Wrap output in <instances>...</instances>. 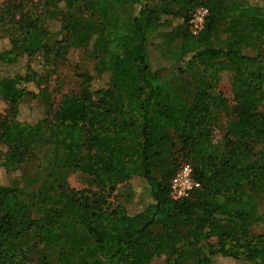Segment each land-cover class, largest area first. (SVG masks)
Wrapping results in <instances>:
<instances>
[{
	"label": "trees",
	"instance_id": "16d2710c",
	"mask_svg": "<svg viewBox=\"0 0 264 264\" xmlns=\"http://www.w3.org/2000/svg\"><path fill=\"white\" fill-rule=\"evenodd\" d=\"M11 1L16 4L0 6V43L7 45L0 50V69L22 60L25 67L22 74L0 78V103L6 112L0 121V169L7 175L18 170L35 135L44 130L39 121L21 122L17 103L39 97L53 79L54 93L62 99L47 130L67 152L68 165L79 162L78 152L83 156L98 192L58 188L52 199H32L27 205L12 183H0V264H25L34 244H62L63 223L82 228L102 252L104 260L82 264H114L121 257L129 264H152L155 259L163 264H211L218 256L264 264V210L248 193L264 197V162L246 164L235 148L219 158H205L220 141H215L212 125L218 111L236 123L241 145L264 142V0H250L255 5L231 0L226 6L222 0H132L128 24L119 19L124 1H91L87 8L101 28V56H91L98 63L95 74L80 71L73 79L62 76L60 69L72 46L52 39L44 20L23 10L25 3L33 2L65 12L76 0ZM100 3L103 6L94 11ZM198 8L206 9L207 16L202 29L194 32L190 21ZM223 23L230 33L224 47L216 49L210 42ZM242 23L248 24L251 41L244 39ZM3 27H10L5 36ZM154 36L180 41L178 73L201 68L208 81L196 89L189 104L168 84L148 79L145 50ZM250 43L256 56H239L235 49ZM221 75L228 76L229 109L217 98ZM95 77L105 86L98 88ZM114 78L120 80L125 96L119 108L110 110ZM72 80L73 86L63 92ZM160 165L168 173L158 180L153 173ZM183 165L192 166V178L200 188L176 201L170 184ZM134 178L143 180L149 204L129 216L122 203L111 208L105 198ZM29 210L41 216L28 217ZM157 223L161 233L154 234L151 228Z\"/></svg>",
	"mask_w": 264,
	"mask_h": 264
},
{
	"label": "rangeland",
	"instance_id": "374dc122",
	"mask_svg": "<svg viewBox=\"0 0 264 264\" xmlns=\"http://www.w3.org/2000/svg\"><path fill=\"white\" fill-rule=\"evenodd\" d=\"M91 1L98 3L100 0H76L73 6L65 12L51 10L41 4L35 6L33 2L29 5L25 3L27 10H23L27 14L41 17L46 24L48 35L52 39L66 40L72 46L67 56L68 61L60 68L61 75L69 77V79H73L80 71L95 74V69L98 68L97 61L92 57L101 56L103 38L96 16H92L89 12L90 10L87 8ZM121 1L124 2L120 4L119 19L121 23L128 24L132 19V0ZM230 2L231 0H222L221 4L226 6ZM250 3L255 5L254 1H250ZM10 4L13 5L16 2L0 0V6ZM100 6H103V3L97 4L94 7V11L99 10ZM164 20L165 18L160 17L161 22H164ZM9 29L10 27L1 28V32L4 33L1 35H7L5 32ZM240 30L244 35V39L251 41L252 37L248 24L242 23ZM229 33L230 27L228 24L223 23L219 25L215 35L211 39V46L216 49L223 48L224 41ZM179 45L180 41L169 43L167 38L163 36H154L148 39L145 50L148 67L147 77L150 81L158 80L168 84L184 104H189L196 89L208 85V81L201 76V68L184 74L178 73L177 49ZM6 46V43H0V50L6 48ZM83 47H86V51L82 50ZM235 51L239 56H256L254 43L237 47ZM24 67L25 60H22L18 66L1 68L0 78L22 74ZM71 83H68L62 91H69V88L73 86V80ZM94 83L98 88L105 86V81L97 77H95ZM54 86L55 84L52 79L48 82L47 87L39 97H25L17 103L19 120L30 125L39 121L42 123L41 128H44V130L35 135L30 144V154L18 170L11 175H7L0 169V183H12L19 190L22 200L27 205L32 199L34 201L40 200L43 197H50L52 199L58 188L72 190L74 193H79L83 190H91L94 193L98 192L92 185L91 176L85 170L84 160H81L83 156L78 152L77 160L79 159V162L68 165L70 157L66 151L56 144L57 140L47 130V126L53 123V114L62 99L61 95L54 93ZM24 87L29 90V85H24ZM112 91L113 98L108 104L110 110L119 108L125 96V90L117 78L113 79ZM229 91L228 76L221 75L216 87V93L220 94V97L217 98L222 102L221 106L225 107V109H229L232 104ZM4 111L5 106L0 103V121L6 114ZM212 125L215 129V141H220L216 149H212L205 154V158H219L221 155L233 152L232 149L235 148L237 149L235 151L238 152V156L246 164L253 161L264 162L263 140H254L241 145L243 141L241 142L238 138L236 123L230 119L228 114L218 111ZM221 144L225 145L220 151ZM177 160V163L180 162V156H177ZM188 166L192 169L191 165ZM167 173L168 169L160 165L154 171L153 176L161 180ZM39 192L41 194L38 196ZM102 193L104 197L107 196L106 191ZM248 193L251 196L252 202L256 206L261 207L263 211V195L256 191H249ZM105 200L111 208L116 203H122L129 216L141 212L149 204L144 182L140 178H134L118 185L116 191L105 198ZM27 215L31 218L41 216L35 210L27 211ZM151 231L154 234L161 233V226L157 223L151 228ZM61 233L64 242L60 245L34 244L25 264H41L43 260H47L50 264H68L72 260L76 264H82L89 260L94 262L104 260L102 252L98 251L94 244L95 242L79 226L72 223H63L61 225ZM181 235H185V232L181 231ZM114 264L129 263L127 259L121 257L115 260ZM152 264H163V260L155 259ZM211 264L242 263L218 256L213 259Z\"/></svg>",
	"mask_w": 264,
	"mask_h": 264
},
{
	"label": "built area",
	"instance_id": "2783aa9c",
	"mask_svg": "<svg viewBox=\"0 0 264 264\" xmlns=\"http://www.w3.org/2000/svg\"><path fill=\"white\" fill-rule=\"evenodd\" d=\"M207 16V10L198 8L192 15L190 24L194 32H199ZM200 188L199 183L193 180L192 171L188 165H183L176 173L170 184V196L173 200L187 198L192 192Z\"/></svg>",
	"mask_w": 264,
	"mask_h": 264
}]
</instances>
